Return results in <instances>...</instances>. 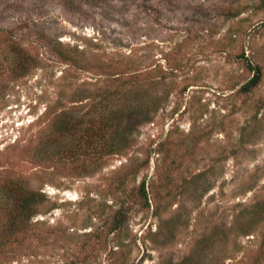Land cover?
Wrapping results in <instances>:
<instances>
[{"label":"rangeland","instance_id":"1","mask_svg":"<svg viewBox=\"0 0 264 264\" xmlns=\"http://www.w3.org/2000/svg\"><path fill=\"white\" fill-rule=\"evenodd\" d=\"M65 1L0 0V264H264V0Z\"/></svg>","mask_w":264,"mask_h":264},{"label":"trees","instance_id":"2","mask_svg":"<svg viewBox=\"0 0 264 264\" xmlns=\"http://www.w3.org/2000/svg\"><path fill=\"white\" fill-rule=\"evenodd\" d=\"M64 1L65 0H63V2ZM95 1L103 2L106 0H95ZM56 51H57V49H56ZM58 55L65 62H68L72 65L73 64L74 65L79 64V62L78 63L73 62L74 57H72L71 55H69L67 53L59 51ZM248 67L251 71H253V75L248 79L247 82H245L242 85L243 91H250L252 88L257 86L259 81H260V67L258 65H254L250 62H248ZM118 111H116L115 113H117ZM115 113H113V115H111V112L109 114L107 113L108 115L107 114L105 115L106 118H103V115L101 118V122H103V119H105L106 121L104 123L112 124L111 127L114 125V129L110 133L112 135V138L109 139V141H108L109 147L106 149V153H108V152L114 153L116 151H120L121 147L125 146V144L127 143V140L133 134L134 125L133 126H129V125L123 126L120 122H115V116H114ZM105 133H107V132H105ZM100 137H101V134H100ZM96 152L97 151H95L94 153H96ZM98 152H100V151H98ZM89 154H91V153H89ZM56 157H60V156H56ZM21 187L22 186L19 184H15L14 186H12V182H11L10 184H8V187H4L5 190L3 189V193L8 195L9 199L10 200L12 199L13 204L16 205V209L18 208V212L14 213V215H13V217L9 223V226L10 225L13 226V225L18 224L22 220L23 216H25V215L30 216L32 209H33L32 204L35 201L38 202V200L40 199L38 197L37 193L30 192V191H28L29 193H25V192L23 193V191H21ZM139 194L141 196V199L145 203H147L148 202V192H147V189L145 187L144 181L141 183V185L139 187ZM120 211L124 212V211H122V209ZM121 218H123V217L122 216L118 217V220L120 219L119 222H121ZM11 234H13V231L9 232V235H11ZM10 238L11 237L6 236L7 241H9ZM2 243L4 244L5 242H2ZM2 243H0V244H2Z\"/></svg>","mask_w":264,"mask_h":264}]
</instances>
